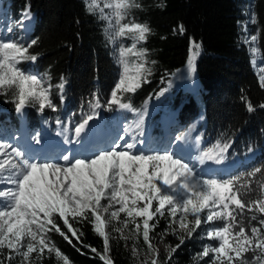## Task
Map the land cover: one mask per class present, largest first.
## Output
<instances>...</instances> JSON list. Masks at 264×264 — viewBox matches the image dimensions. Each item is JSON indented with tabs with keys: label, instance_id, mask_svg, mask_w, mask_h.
<instances>
[{
	"label": "trees",
	"instance_id": "16d2710c",
	"mask_svg": "<svg viewBox=\"0 0 264 264\" xmlns=\"http://www.w3.org/2000/svg\"><path fill=\"white\" fill-rule=\"evenodd\" d=\"M138 2L142 7L131 9L126 20L146 23L151 28L147 40L137 46L147 50L142 62L146 61L151 75L135 93L125 94V102L130 101L142 114L146 108L154 106L155 112L144 121L152 137L150 146L159 142L157 137L161 136L165 121L172 122L177 137L199 123L195 138H200L203 151L213 149L218 142L230 145L221 162L234 169L228 173L219 172L218 179L247 177L246 174L256 167L264 168V108L260 107L264 104V87H261V76L256 68V56L251 51L255 44L259 66L264 70V0ZM26 7L35 16L29 41H37L30 53L38 59L23 62V70L51 85V99L57 110L46 107L41 112L38 104L27 106V117L22 122L12 102L11 91L7 95L0 94V141L13 140L15 132L23 125L33 135L62 136L67 128L75 127L82 114L90 111L88 104L93 93L99 95L102 103L107 101L122 71L117 60L120 42L112 38V27L101 18L98 10L87 11L85 0H7L5 9L11 24L10 37L13 35L14 39H20L16 31L21 28L18 22ZM179 25L184 26L183 33ZM253 35L258 37L254 43L250 42ZM193 41L201 46L196 65L199 93L183 89L172 93L169 86L176 76L173 74L183 71L187 65ZM61 77L65 81L62 93L57 88ZM164 89L167 91L160 94ZM247 102L252 104L254 111H248ZM118 109L115 106L111 110L98 109L99 114L107 117L106 129L112 128ZM118 116L125 123L135 119L131 112ZM248 179L252 180L254 194L259 188L256 181L264 179V172ZM69 222L78 230V235L82 233L79 241L59 219L57 223L71 243L55 231L48 233L50 241L68 257L69 264H104L100 256L91 251L95 248L102 254L104 249L103 239L93 231L92 223L71 217ZM113 225L119 226L113 220L107 231L110 234L109 255L114 264H141L145 258L133 257L130 241L114 231ZM167 225V217L159 218L150 237L163 233ZM213 226L216 225L208 228ZM204 228L201 226L199 230ZM134 241L147 249L142 236ZM210 242L213 246L217 243ZM194 251H198L197 246L187 241L170 260H161L160 254L158 258L160 264H195ZM12 264H19V259ZM40 264H63V261L58 260L55 253L46 251Z\"/></svg>",
	"mask_w": 264,
	"mask_h": 264
},
{
	"label": "snow or ice",
	"instance_id": "6c2138e0",
	"mask_svg": "<svg viewBox=\"0 0 264 264\" xmlns=\"http://www.w3.org/2000/svg\"><path fill=\"white\" fill-rule=\"evenodd\" d=\"M85 3L87 11L98 10L101 18L114 29L113 39L131 37L133 44L120 49L119 63L123 70L110 97L102 103L99 95L93 93L88 104L90 111L82 114L73 129V138L66 137L65 142L79 144L90 121L99 117L98 109L102 107L111 110L115 106L135 113L138 118L124 129V134L118 137L120 142H114L110 148L91 156L64 154L62 163L32 158L20 147L0 141V264H12L17 258L19 264H36L45 250L55 253L63 264H69L68 257L48 237L49 232L55 231L71 243L57 223L59 219L79 241L82 233L77 234L69 217L92 223L93 231L103 239L104 249L102 254L95 248L91 251L97 253L104 264H114L109 255L110 234L107 231L113 220L119 224L113 225V230L125 240L142 236L147 251L141 264H160L159 250L150 233L163 217L168 218V225L161 233V242L168 234L176 235L180 241L175 246L165 245L168 260L185 238H191L201 225H216L207 228L205 237L217 243L204 245L197 253L199 259L210 257V264H264V179L256 181L260 191L254 196L252 180L243 175L227 179L204 178L191 163L172 152L137 151V145L142 143L138 136L143 134V114L130 101L125 102V94L135 93L147 83L151 69L145 66L146 61L130 68L125 57L128 53L140 59L145 57L147 50L137 49L136 45L147 40L151 28L146 23L126 20L131 9L142 7L138 0H85ZM105 9L111 12L106 14ZM27 19H30V10L26 7L18 26L23 29ZM179 31L184 32L183 25H179ZM257 39L253 35L250 42ZM36 43L35 39L27 43L22 39H0V94L7 95L11 91L19 114L35 104L41 112L46 107L57 110L51 99V85L44 87L38 75L25 72L19 66L25 61L36 62L38 57L30 53ZM200 47L195 41L190 45L188 76L195 72V57ZM252 52L257 53L258 49L253 48ZM64 86L61 77L57 85L61 93ZM261 87H264V76ZM163 91L167 89L160 94ZM260 107L264 108V104ZM247 109L255 110L250 102H247ZM177 139L183 140L185 136ZM199 139L196 138L197 144ZM36 142L39 143L38 138ZM229 147L228 143L218 142L196 159L200 164L205 161L219 163ZM262 172L264 168L256 167L246 175L256 177ZM122 213L124 219H121ZM218 221L222 223L216 224ZM126 229L130 233L128 236L123 235ZM132 255H139L135 246Z\"/></svg>",
	"mask_w": 264,
	"mask_h": 264
},
{
	"label": "rangeland",
	"instance_id": "374dc122",
	"mask_svg": "<svg viewBox=\"0 0 264 264\" xmlns=\"http://www.w3.org/2000/svg\"><path fill=\"white\" fill-rule=\"evenodd\" d=\"M5 0L3 3L0 1V39L4 40H10L14 39L13 35H11V31L8 29H11V24L9 21V18H7V11L5 9ZM110 9H105V13H110ZM251 20V16H249V21ZM114 21V18H113ZM35 23V16L30 14V19H27L24 21L25 27L22 29L20 28L17 33H19L20 39L23 40V42L27 43L30 38V33L32 31V27ZM31 24V25H30ZM21 32V33H20ZM114 33V29L112 28V34ZM115 40L120 42V46L117 48V60L119 63L120 59V49L121 47L124 48H130L133 44V39L131 37H115ZM141 43V42H139ZM136 47L138 46V44ZM128 46V47H127ZM253 48L257 47L254 45L251 46V51ZM138 49V48H137ZM253 53V52H252ZM256 56L255 64L256 68L258 69V72L260 76H264L263 69L259 66V52L253 53ZM198 56L195 57V72L188 76L187 73V65L181 71L179 74H177L172 82V84L169 86L170 89H172V93L176 90H190L194 94L199 93V79L197 75V59ZM127 60L130 68L134 67L136 64L142 63L143 59H140L133 53H128L125 57ZM121 66V64L119 63ZM22 69V63L19 65ZM121 70L122 66H121ZM130 74H132L130 72ZM182 74V75H181ZM41 80L44 83V87H48L47 82L41 78ZM124 112H130L128 110H122L118 109L117 117L115 118V122L113 123V126L111 129H106V121L107 117L103 114H100L97 119H94L92 122L101 120V127H99L98 133L94 137H89V139H84V133L82 134L80 138V143H67L65 142L66 137L68 139L73 138V129L74 127L67 128L62 136L59 134H53L48 133L46 135H33L29 133L28 129L25 128L26 126L23 125L22 128L15 132V136L13 137V140L7 141L8 143H12L15 146H18L23 150L26 155L40 160H47L50 162H63L61 157L64 154H73L75 156H91L93 153L98 152L100 150L108 149L111 147V145L114 142H120L118 140V137L124 134V129L127 128L129 125H132L134 121L137 120V115L133 112L135 115V119L129 123L123 122L119 118V114H123ZM143 114V123H142V132L143 134L141 136H138V139L142 141V143L137 145V151H143L146 153L154 152V151H160L163 152L165 150L174 153L177 157L184 159L186 162H189L193 165V167L196 169V172L201 175L204 178H217L216 175L219 172L228 173L233 171L234 167H230L227 164H223L222 162H215V161H205L207 162V167H204V164H200V162L196 159L197 156H199L202 152V144L199 141V144H197V140L193 137L192 141V148L190 153H184L183 149V141L177 139V133H173L172 129V122L165 121L163 123L162 133L160 137H157L159 142L155 143L152 147L150 146V142L152 140L151 133L148 127H144V121L145 119L150 116L151 112H155L154 106L151 105L144 111ZM19 118L26 120L27 117V109L25 108L22 114L18 113ZM24 120H21L22 122H25ZM91 122V121H90ZM193 130V131H192ZM195 128H191L190 131L187 133V136L190 132L195 133ZM186 137V135H185ZM37 138L39 139V143L36 142ZM160 138V139H159ZM157 140V141H158ZM122 143V142H121ZM191 143V138H190ZM49 146V147H48ZM201 146V147H200ZM47 147V150L44 152L43 149ZM191 147V144H190ZM150 149V150H149ZM201 150V152H200ZM248 179L249 177H245ZM260 188L257 189V191L254 193L256 195H259ZM253 194V195H254ZM254 195V196H256ZM121 218L124 219V214H121ZM139 219V218H138ZM206 227V229H197V231L193 234L191 238H185V242L191 241L194 242V245L197 246L198 251H194V257L193 260L195 264H210V257H205L204 259H199L197 257V253L202 251V247L206 244H212L210 241L205 237V231L207 230L209 225H201ZM131 227V225H130ZM124 236L130 235L129 231L126 229L124 230ZM153 244L156 245V247L159 250L160 259L164 260L167 258V252L165 250V245H172L175 246V241H179L176 235L168 234L163 237V241L161 242V234L157 235L156 237H151ZM130 241V248L131 250L133 247H137L139 249V255L137 257L146 258L145 253L147 249H144V247L140 246L139 243H135L134 239H128ZM180 242V241H179ZM199 242V243H198ZM213 245V244H212ZM47 250H45L46 252ZM44 252V254H45ZM43 254V255H44ZM251 254H249L250 256ZM33 257H35V254H33ZM19 259V258H18ZM42 262V258L38 261H36V264H40Z\"/></svg>",
	"mask_w": 264,
	"mask_h": 264
},
{
	"label": "bare ground",
	"instance_id": "6f19581e",
	"mask_svg": "<svg viewBox=\"0 0 264 264\" xmlns=\"http://www.w3.org/2000/svg\"><path fill=\"white\" fill-rule=\"evenodd\" d=\"M2 3L5 1V0H0ZM31 25V24H30ZM33 27H34V25H33ZM33 27L31 28V29H33ZM21 120H24V118L22 119L21 118ZM25 121V120H24ZM99 127H101V125L99 126ZM196 126H192L191 128H195ZM26 128V127H25ZM191 128H189L188 130H187V132L183 135V136H185L189 131H190V129ZM193 131V130H192ZM195 131V130H194ZM194 135L195 134H193V132H190L189 134H188V136L186 135V137H185V139H183L182 141H183V149H184V153H190V151H191V148H192V141H193V137H194ZM84 139L86 140V139H89V137H94V134L91 132V130L88 128L87 129V131L84 133ZM190 138H191V143H190ZM195 138V137H194ZM190 144H191V147H190ZM49 147V146H48ZM47 150V147L46 148H44L43 149V151L42 152H44L45 153V151ZM201 150H202V152H203V148H201ZM201 150H200V152H201ZM207 162H205L204 163V167L206 168L207 167Z\"/></svg>",
	"mask_w": 264,
	"mask_h": 264
},
{
	"label": "water",
	"instance_id": "95a60500",
	"mask_svg": "<svg viewBox=\"0 0 264 264\" xmlns=\"http://www.w3.org/2000/svg\"><path fill=\"white\" fill-rule=\"evenodd\" d=\"M195 126H198V125H195Z\"/></svg>",
	"mask_w": 264,
	"mask_h": 264
}]
</instances>
